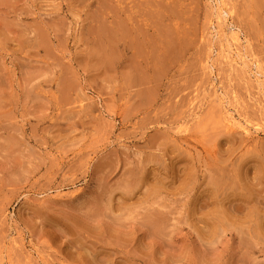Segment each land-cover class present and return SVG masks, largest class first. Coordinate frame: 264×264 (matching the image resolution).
I'll return each mask as SVG.
<instances>
[{
	"label": "rangeland",
	"instance_id": "1",
	"mask_svg": "<svg viewBox=\"0 0 264 264\" xmlns=\"http://www.w3.org/2000/svg\"><path fill=\"white\" fill-rule=\"evenodd\" d=\"M263 171L264 0H0V264H264Z\"/></svg>",
	"mask_w": 264,
	"mask_h": 264
},
{
	"label": "bare ground",
	"instance_id": "2",
	"mask_svg": "<svg viewBox=\"0 0 264 264\" xmlns=\"http://www.w3.org/2000/svg\"><path fill=\"white\" fill-rule=\"evenodd\" d=\"M101 6H104V5H101ZM106 7H107V6H106ZM103 9H104V7H103ZM96 15H97V14H96ZM97 16H98V15H97ZM261 163H262V161H261ZM256 165H257V164H256ZM258 166H259V165H258ZM256 167H257V166H256ZM258 169H259V168H258ZM262 169H263V167H262ZM258 172H259V170H258ZM263 172H264V171H263ZM258 174H259V173H258ZM262 174H263V173H262ZM225 177H226V176H225ZM227 177H228V176H227ZM258 177H259V176H258ZM221 178H222V177H221ZM225 180H226V179L224 178L223 181H225ZM235 180H236V179H235ZM257 180H258V182H260L259 179H257ZM233 181H234V180H233ZM228 182H229V181H228ZM219 183H220V182H219ZM221 183H222V182H221ZM224 183H225V182H224ZM224 183H223V184H224ZM230 184H232V183H230ZM259 184H261V183H259ZM263 184H264V183H263ZM221 185H222V184H221ZM227 185H228V184H227ZM232 185H233V184H232ZM250 185H251V184H250ZM229 186H230L229 188H232L231 185H229ZM243 186H244V185H243ZM253 186H254V185H253ZM244 187H245V186H244ZM244 187H241V188L243 189ZM214 188H215V186H214ZM222 188H224V187H222ZM235 188H236V187H235ZM246 188H247V187H246ZM233 189H234V187H233ZM244 190H245V189H244ZM246 190H247V189H246ZM246 190H245V191H246ZM261 191H262V190H261ZM232 192H233V191H232ZM236 192H237V190H236ZM239 192H240V191H239ZM224 193H226V192H224ZM228 194H229V193H228ZM248 195H249V194H248ZM256 196H258V195H256ZM242 199H243V198H242ZM256 199H257V198H256ZM261 199H262V198H261ZM259 201H260V200H259ZM247 203H248V202H247ZM251 203H252V202H251ZM261 204H262V203H261ZM253 205H254V203H253ZM255 205H256V203H255ZM262 205H263V204H262ZM253 207H254V206H253ZM255 207H256V206H255ZM255 207H254V208H255ZM246 208H247V206H246ZM248 208H249V207H248ZM224 209H225V208H224ZM224 209H223V210H224ZM250 209H251V208H250ZM255 211H257V210H255ZM246 212H247V211H246ZM251 212H252V211H251ZM259 212H260V211H259ZM263 212H264V211H263ZM263 212H262V213H263ZM262 216H263V215H262ZM260 223H262V222H260ZM261 227H262V226H261ZM261 231H262V230H261ZM263 240H264V239H263Z\"/></svg>",
	"mask_w": 264,
	"mask_h": 264
}]
</instances>
